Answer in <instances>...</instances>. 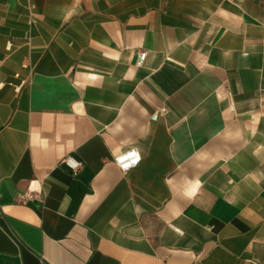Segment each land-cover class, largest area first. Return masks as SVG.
Masks as SVG:
<instances>
[{"label":"crops","instance_id":"crops-1","mask_svg":"<svg viewBox=\"0 0 264 264\" xmlns=\"http://www.w3.org/2000/svg\"><path fill=\"white\" fill-rule=\"evenodd\" d=\"M0 264H264V0H0Z\"/></svg>","mask_w":264,"mask_h":264},{"label":"built area","instance_id":"built-area-1","mask_svg":"<svg viewBox=\"0 0 264 264\" xmlns=\"http://www.w3.org/2000/svg\"><path fill=\"white\" fill-rule=\"evenodd\" d=\"M166 111L167 110L163 108L161 109V111L153 113L151 119L157 120L160 114L166 113ZM141 159H142L141 154L136 148L128 149L114 157V161L119 166L120 170L124 173L136 167L140 163ZM62 162L65 163L74 172L80 170L83 165L81 161L73 158L72 156L65 157L62 160ZM32 196L33 195L29 193L24 195V197H28V198Z\"/></svg>","mask_w":264,"mask_h":264}]
</instances>
